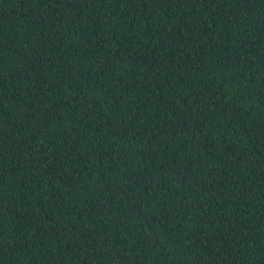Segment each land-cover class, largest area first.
Returning a JSON list of instances; mask_svg holds the SVG:
<instances>
[{
	"label": "trees",
	"instance_id": "16d2710c",
	"mask_svg": "<svg viewBox=\"0 0 264 264\" xmlns=\"http://www.w3.org/2000/svg\"><path fill=\"white\" fill-rule=\"evenodd\" d=\"M0 264H264V0H0Z\"/></svg>",
	"mask_w": 264,
	"mask_h": 264
}]
</instances>
